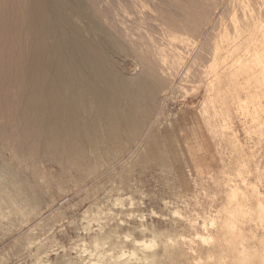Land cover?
I'll use <instances>...</instances> for the list:
<instances>
[{
	"label": "rangeland",
	"instance_id": "obj_1",
	"mask_svg": "<svg viewBox=\"0 0 264 264\" xmlns=\"http://www.w3.org/2000/svg\"><path fill=\"white\" fill-rule=\"evenodd\" d=\"M26 2L0 42V264H264V0Z\"/></svg>",
	"mask_w": 264,
	"mask_h": 264
},
{
	"label": "bare ground",
	"instance_id": "obj_2",
	"mask_svg": "<svg viewBox=\"0 0 264 264\" xmlns=\"http://www.w3.org/2000/svg\"><path fill=\"white\" fill-rule=\"evenodd\" d=\"M27 12H28V4H27L26 0H5V5L2 8V10L0 11V42L2 44H4L6 47L8 46V43L10 40L18 38V36L22 32L25 31V27L23 26V23H24V14L27 15ZM46 20L44 18L41 20V22H42L41 25L44 28L46 27ZM14 22H16V26L13 25ZM37 23H38L37 21L32 22V25H31L32 29L35 28ZM261 44H263V43H261ZM258 46L260 47V45H258ZM263 46H264V44H263ZM72 47H73L74 55L76 57H78V59L81 62V70L85 76H92V75L102 76L103 75L102 74L103 67H102L101 63L99 62V60L90 57L81 47H77V46H75V44ZM257 48H254V54L253 55H256V52L258 51ZM56 51L55 50H48L45 46H42L41 49L37 53L39 56H41L44 59L48 58L50 64L52 66H55L58 62ZM5 52L8 53V49ZM31 52H34V50H32ZM263 54H264V52H263ZM261 56H260V60H261ZM255 57H257V56H255ZM263 58L264 57L262 56V59ZM256 60L259 61L257 58H256ZM259 62H258V64H259ZM263 62H264V60H263ZM258 64L256 63V65H258ZM260 64H261V62H260ZM262 64H264V63H262ZM263 67H264V65H263ZM260 69H262V66L260 67ZM27 73H28V71L26 70V74ZM26 74L24 75L26 78L24 86L27 84Z\"/></svg>",
	"mask_w": 264,
	"mask_h": 264
}]
</instances>
